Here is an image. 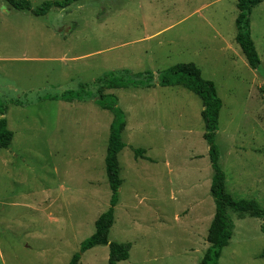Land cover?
<instances>
[{
    "label": "rangeland",
    "instance_id": "rangeland-1",
    "mask_svg": "<svg viewBox=\"0 0 264 264\" xmlns=\"http://www.w3.org/2000/svg\"><path fill=\"white\" fill-rule=\"evenodd\" d=\"M236 3L83 0L35 17L0 0V103L14 133L0 149V264H68L95 232L112 195L105 158L114 115L91 99L43 97L82 84L96 93L95 82L115 70L157 79L196 64L223 104L215 143L227 191L264 208V2L251 15L258 70L235 39ZM106 93L127 121L109 241L132 248L119 264H199L216 209L201 99L181 86ZM228 213L234 235L219 264H264V218ZM108 258L109 247L98 246L79 264Z\"/></svg>",
    "mask_w": 264,
    "mask_h": 264
},
{
    "label": "trees",
    "instance_id": "trees-1",
    "mask_svg": "<svg viewBox=\"0 0 264 264\" xmlns=\"http://www.w3.org/2000/svg\"><path fill=\"white\" fill-rule=\"evenodd\" d=\"M13 9L29 12L35 17H45L53 8L67 9L75 3L83 0H47L39 6L34 7L30 0H5ZM238 16L235 21L236 42L243 52L248 65L253 70L260 69L261 59L252 37L251 15L255 7L262 4L264 0H236ZM95 83L99 86L96 93L89 92L87 85H81L77 91H65L60 95H49L43 100H55L71 103L74 101L94 100L97 105L113 113L114 119L110 126V135L105 158L106 174L112 191L108 209L102 213L95 222V232L85 239L78 252L70 259L68 264H79L82 256L89 250L98 246L109 247L108 264H119L130 258L131 243L110 242V231L115 223V211L119 203L120 188L123 180L120 176L119 154L124 150L126 144L123 140V132L127 121L125 113L118 106L117 98L107 94L106 91L127 88H148L154 86L170 87L181 86L202 101L201 113L204 122L203 138L209 146V158L213 169V177L210 193L215 202V215L208 229L207 242L209 244L199 264H219L223 250L229 246L234 235V224L228 211L240 214H248L255 218H264V208L256 200H236L227 191L226 174L220 166V150L216 145V134L219 129L220 113L223 107L222 100L217 93V87L211 80L202 76L201 70L193 62L179 63L164 71H161L155 79L154 73L145 71L133 73L129 69L115 70L106 73ZM18 105L19 103H13ZM7 108L0 103V149H9L14 133L9 129L6 118ZM142 154L136 150L135 156ZM264 233V224L261 227ZM264 259V248L259 256Z\"/></svg>",
    "mask_w": 264,
    "mask_h": 264
}]
</instances>
